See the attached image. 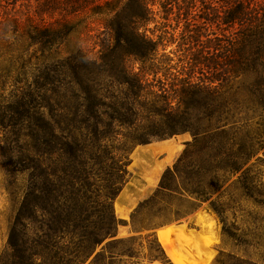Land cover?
<instances>
[{
	"label": "trees",
	"instance_id": "16d2710c",
	"mask_svg": "<svg viewBox=\"0 0 264 264\" xmlns=\"http://www.w3.org/2000/svg\"><path fill=\"white\" fill-rule=\"evenodd\" d=\"M155 4L164 19L173 7L183 11L180 37L142 29L156 21ZM105 5L114 14L99 57L79 48L59 74H46L55 84L49 112L28 119L21 198L0 263L187 264L157 228L203 207L220 225L214 264H264V5L126 0L98 8ZM193 8L216 26L214 37L191 25ZM66 27L39 32L57 43ZM167 40L183 47L177 59L160 53ZM186 132L192 139L158 187L129 221L119 218L115 200L135 149ZM128 223L131 234L121 236Z\"/></svg>",
	"mask_w": 264,
	"mask_h": 264
},
{
	"label": "rangeland",
	"instance_id": "374dc122",
	"mask_svg": "<svg viewBox=\"0 0 264 264\" xmlns=\"http://www.w3.org/2000/svg\"><path fill=\"white\" fill-rule=\"evenodd\" d=\"M107 1L121 5L126 0H0V259L8 248L11 221L21 198L23 144L28 119L35 121L39 108L49 112L47 96L55 84L47 80L46 74H59L62 59L79 48L91 57H99L100 43L110 38L106 22L114 14L106 5L98 8ZM252 2L259 7L264 5V0ZM150 7L156 21L142 29H148L155 37L168 32L180 37L186 23L183 11L173 7L166 14L168 19H164L165 14L158 4ZM193 9L196 20L193 19L191 25L206 28L202 39L214 37L216 26L202 24L197 15L199 10ZM66 25L71 26L72 31L57 43L46 42L48 39L39 32L45 27L65 30ZM165 43L161 54L166 52L176 59L183 54L179 43L170 40ZM191 139V133L186 132L135 149L130 165L132 176L115 200L119 218L130 220L135 206L154 192L165 169L173 166L186 141ZM163 226H167L164 227L167 236L170 232L173 240L180 238L183 252L171 242L170 245L187 264L186 259L192 264H214L222 242L220 225L214 215L200 207L192 215ZM119 233L130 235V223L121 225Z\"/></svg>",
	"mask_w": 264,
	"mask_h": 264
},
{
	"label": "bare ground",
	"instance_id": "6f19581e",
	"mask_svg": "<svg viewBox=\"0 0 264 264\" xmlns=\"http://www.w3.org/2000/svg\"><path fill=\"white\" fill-rule=\"evenodd\" d=\"M172 230H174V229H172ZM177 231V230H176ZM176 232H174V234H175ZM169 239H170V242L174 245V246H176V247H178L179 249H181L182 250V252H183V249H182V243L179 241L180 240V238H179V240L178 239H175V240H173L172 238H171V236H170V232H169ZM182 240V239H181ZM185 247V246H184ZM189 254V253H188ZM190 256V255H189ZM185 259H186V257H185ZM186 261L189 263V264H192V263H190L187 259H186Z\"/></svg>",
	"mask_w": 264,
	"mask_h": 264
},
{
	"label": "water",
	"instance_id": "95a60500",
	"mask_svg": "<svg viewBox=\"0 0 264 264\" xmlns=\"http://www.w3.org/2000/svg\"><path fill=\"white\" fill-rule=\"evenodd\" d=\"M169 225H171V224H169ZM169 225H167V226H169ZM167 226H162V227H160L159 229H162V228L167 227Z\"/></svg>",
	"mask_w": 264,
	"mask_h": 264
},
{
	"label": "crops",
	"instance_id": "0c3cea01",
	"mask_svg": "<svg viewBox=\"0 0 264 264\" xmlns=\"http://www.w3.org/2000/svg\"><path fill=\"white\" fill-rule=\"evenodd\" d=\"M210 215H213V214L210 213Z\"/></svg>",
	"mask_w": 264,
	"mask_h": 264
}]
</instances>
